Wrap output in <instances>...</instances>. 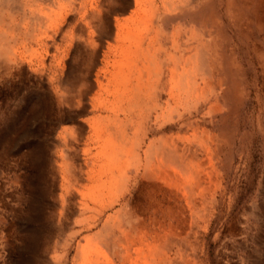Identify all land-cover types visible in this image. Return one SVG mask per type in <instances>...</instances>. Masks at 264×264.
<instances>
[{
	"label": "rangeland",
	"instance_id": "obj_1",
	"mask_svg": "<svg viewBox=\"0 0 264 264\" xmlns=\"http://www.w3.org/2000/svg\"><path fill=\"white\" fill-rule=\"evenodd\" d=\"M0 36V264H121L103 225L158 208L196 225L167 246L168 264H264V0H5ZM161 139L195 156L207 210L142 179Z\"/></svg>",
	"mask_w": 264,
	"mask_h": 264
},
{
	"label": "bare ground",
	"instance_id": "obj_2",
	"mask_svg": "<svg viewBox=\"0 0 264 264\" xmlns=\"http://www.w3.org/2000/svg\"><path fill=\"white\" fill-rule=\"evenodd\" d=\"M4 1L5 0H0V3H2V4H4ZM75 1V0H74ZM201 1V0H200ZM8 2V1H7ZM13 2V1H12ZM16 2H18V1H16ZM61 2V1H60ZM64 2V1H63ZM73 2V1H72ZM78 2V1H77ZM82 2V1H81ZM86 2V1H85ZM195 2V1H194ZM46 3V2H45ZM44 3V4H45ZM62 3V2H61ZM132 2H130V4H131ZM158 3V2H157ZM161 3V2H160ZM32 4H33V2H32ZM47 4V3H46ZM66 4V3H65ZM84 4V3H83ZM162 4V3H161ZM164 4H165V2H164ZM196 4V3H195ZM12 5V4H11ZM135 5V4H134ZM156 5V4H155ZM46 7H47V5H45ZM59 6V5H58ZM61 6V5H60ZM59 6V7H60ZM66 6H67V4H66ZM71 6V5H70ZM85 6V5H84ZM89 6V5H88ZM98 6V5H97ZM132 6V5H131ZM141 6V5H140ZM159 6V5H158ZM169 6V5H168ZM5 7V6H4ZM14 7V6H13ZM26 7V6H25ZM44 7V6H43ZM63 7V6H62ZM69 7V6H68ZM56 8V7H55ZM61 8V7H60ZM101 8V7H100ZM99 8V9H100ZM134 8V7H133ZM157 8V7H156ZM5 8H3V10H4ZM24 9V8H23ZM46 9V8H45ZM49 8H47V10H48ZM65 9H67L66 7H65ZM87 9V8H86ZM103 10H104V7L102 8ZM101 9V10H102ZM32 10V9H31ZM55 10V9H54ZM61 10V9H60ZM103 10H102V13H103ZM105 10H107V8L105 9ZM137 10V9H136ZM160 10V9H159ZM162 10H163V7H162ZM177 10H179L178 8H177ZM6 11V10H5ZM34 11V10H33ZM40 11V10H39ZM62 11V10H61ZM116 11V10H115ZM138 11V10H137ZM176 11V10H175ZM1 12H2V10H1ZM135 12V11H134ZM166 12V11H165ZM168 12V11H167ZM5 13V12H4ZM94 13H95V11H94ZM105 13H106V11H105ZM133 13V12H132ZM160 13V12H159ZM40 14V13H39ZM88 14V13H87ZM104 14V13H103ZM90 15V14H89ZM92 15V14H91ZM96 15V14H95ZM97 15H99L100 16V14H97ZM102 15V14H101ZM105 16H106V14H104ZM103 15V16H104ZM133 15V14H132ZM14 16V15H13ZM30 16H32V15H30ZM35 16V15H34ZM50 16V15H49ZM80 16V15H79ZM5 17H7V14H6V16ZM15 17V16H14ZM38 17V16H37ZM42 17V16H41ZM133 17V16H132ZM20 18V17H19ZM46 19H47V17H45ZM49 18V17H48ZM56 18V17H55ZM87 18V17H86ZM92 18V17H91ZM44 19V18H43ZM89 19V18H88ZM106 19V18H105ZM143 19V18H142ZM3 20V19H2ZM52 20V19H51ZM92 20H95V19H92ZM98 20H100V19H98ZM102 20V19H101ZM118 20V19H117ZM119 20H121V19H119ZM123 20H125V19H123ZM156 20V19H155ZM2 22H4V21H2ZM52 22V21H51ZM72 22V21H71ZM81 22H83V21H81ZM92 22H94V21H92ZM101 22V21H100ZM105 22V21H104ZM115 22V21H114ZM117 22V21H116ZM121 22V21H120ZM6 23V22H5ZM4 23V24H5ZM20 23H21V21H20ZM36 23V22H35ZM86 23V22H85ZM118 23V22H117ZM128 23V22H127ZM130 23V22H129ZM135 23V22H134ZM2 24V23H1ZM17 24V23H16ZM32 24V23H31ZM51 24V23H50ZM45 25V24H44ZM61 25V24H60ZM104 25H106V24H104ZM108 25V24H107ZM118 25V24H117ZM132 25V24H131ZM43 26V25H42ZM74 26V25H73ZM89 26V25H88ZM99 26V25H98ZM201 26V25H200ZM2 27H4V26H2ZM1 27V28H2ZM6 27H7V25H6ZM17 27V26H16ZM75 27V26H74ZM73 27V28H74ZM85 27V26H84ZM93 27V26H92ZM97 26H95L93 29H95ZM103 27V26H102ZM108 27V26H107ZM110 27H112V26H110ZM118 27V26H117ZM131 27V26H130ZM148 27V26H147ZM48 28L49 27H47V30H48ZM99 28V27H98ZM116 28V27H115ZM196 28V27H195ZM16 29V28H15ZM72 29V28H71ZM77 29V28H76ZM87 29V28H86ZM128 28H126V30H127ZM136 29V28H135ZM139 29V28H138ZM137 29V30H138ZM174 29V28H173ZM179 29V28H178ZM199 29V28H198ZM6 30V29H5ZM42 30H45L44 28L42 29ZM41 30V31H42ZM58 30H59V28H58ZM110 30V29H109ZM180 30V29H179ZM186 30H188V28L186 29ZM195 30V29H194ZM16 31V30H15ZM100 31V30H99ZM118 31V30H117ZM140 31V30H139ZM174 31V30H173ZM184 31V30H183ZM198 31V30H197ZM64 32H66V31H64ZM109 32V31H108ZM112 32V31H111ZM168 32V31H167ZM23 33V32H22ZM35 33V32H34ZM45 33V32H44ZM113 33V32H112ZM180 33V32H179ZM182 33V32H181ZM194 33V32H193ZM205 33V32H204ZM2 34V33H1ZM66 34H68V33H66ZM71 34H72V32H71ZM175 34V33H174ZM177 34H178V31H177ZM185 34V33H184ZM190 34V33H189ZM195 34V33H194ZM206 34V33H205ZM75 35V34H74ZM98 35V33H96V36ZM186 35V34H185ZM197 35V34H196ZM209 35V34H208ZM7 36H9V35H7ZM37 36V35H36ZM40 36V35H39ZM68 36V35H67ZM190 36V35H189ZM1 37V36H0ZM5 37V36H4ZM94 37V36H93ZM111 37H114V35L113 36H111ZM186 37H187V35H186ZM191 37V36H190ZM196 37V36H195ZM198 37V36H197ZM212 37V36H211ZM58 38V37H57ZM116 39H117V36L115 37ZM121 38H122V36H121ZM135 38V37H134ZM179 38V37H178ZM193 38V37H192ZM2 39H3V37H2ZM43 39V38H42ZM45 39V38H44ZM55 39V38H54ZM53 39V40H54ZM94 39H95V37H94ZM97 39V38H96ZM113 39V38H112ZM198 39H201V38H198ZM197 39V40H198ZM212 39V38H211ZM1 40V39H0ZM56 40V39H55ZM61 40V39H60ZM80 40V39H79ZM84 40V39H83ZM131 40V39H130ZM175 40V39H174ZM178 40V39H177ZM176 40V41H177ZM59 41V40H58ZM62 41H64V40H62ZM75 41H76V38H75ZM74 41V42H75ZM106 41H107V39H106ZM133 41V40H132ZM136 41V40H135ZM193 41V40H192ZM200 41V40H199ZM41 42V41H40ZM45 42V41H44ZM80 42H81V40H80ZM101 42V41H100ZM187 42H188V40H187ZM186 42V43H187ZM195 42V41H194ZM3 43H4V41H3ZM7 43V42H6ZM61 43V42H60ZM76 43V42H75ZM92 43V42H91ZM114 43V42H113ZM126 43V42H125ZM128 43V42H127ZM169 43V42H168ZM8 44H9V41H8ZM64 44V43H63ZM77 44V43H76ZM96 44H97V42H96ZM101 44H103V43H101ZM192 44V43H191ZM49 45V44H48ZM47 45V46H48ZM75 44H73V46H74ZM105 45V44H104ZM108 45V44H107ZM111 45V44H110ZM207 45V44H206ZM26 46V45H25ZM30 46V45H29ZM59 46V45H58ZM96 46V45H95ZM125 46H126V44H125ZM124 46V47H125ZM180 46V45H179ZM184 46H185V44H184ZM31 47V46H30ZM29 47V48H30ZM39 47V46H38ZM64 47V46H63ZM100 47H102L101 45L99 46V48ZM104 47V46H103ZM112 47V46H111ZM127 47V46H126ZM134 47V46H133ZM193 47V46H192ZM207 47V46H206ZM17 48V47H16ZM19 48V47H18ZM33 48V47H32ZM45 48V47H44ZM47 48V47H46ZM94 48V47H93ZM92 48V49H93ZM96 48V47H95ZM108 48V47H107ZM152 48V47H151ZM186 48V47H185ZM190 48V47H189ZM59 49V48H58ZM91 49V50H92ZM109 49V48H108ZM130 49V48H129ZM195 49V48H194ZM100 50V49H99ZM105 49L103 48V51H104ZM117 50V49H116ZM179 50V49H178ZM183 50V49H182ZM32 51V50H31ZM46 51V50H45ZM50 51V50H49ZM118 51V50H117ZM186 51V50H185ZM192 51V50H191ZM203 51V50H202ZM217 51V50H216ZM12 52V51H11ZM23 52V51H22ZM47 52V51H46ZM76 52V51H75ZM93 52V51H92ZM108 52V51H107ZM106 52V53H107ZM119 52V51H118ZM150 52V51H149ZM204 52V51H203ZM9 53V51L8 50H6V49H4V47L1 45L0 46V59L2 58V57H4L5 58V55L6 54H8ZM21 53V52H20ZM43 53H44V51H43ZM112 53V52H111ZM113 53H114V51H113ZM112 53V54H113ZM134 53H137V52H134ZM181 53H182V51H181ZM33 54H34V52H33ZM100 54V53H99ZM124 54V53H123ZM184 54V53H183ZM189 54V53H188ZM203 54V53H202ZM211 54V53H210ZM17 55V54H16ZM59 55V54H58ZM106 55V54H105ZM118 55V54H117ZM122 55V54H121ZM126 55V54H125ZM130 55V54H129ZM199 55V54H198ZM197 55V56H198ZM205 53L203 54V62H202V64H201V66H202V68H203V70L204 71H206L205 72V74H210L211 72H212V70H213V63H214V58L213 57H211V65L205 60L206 58H204L205 56ZM13 56V55H12ZM41 56H43V55H41ZM51 56V55H50ZM57 56V55H56ZM171 56V55H170ZM170 56H169V58H170ZM173 56V55H172ZM17 57V56H16ZM34 57V56H33ZM46 57V56H45ZM106 57V56H105ZM104 57V58H105ZM114 57V56H113ZM160 57H161V55H160ZM180 57V56H179ZM200 57H202L201 55L199 56V58ZM207 57H208V55H207ZM29 58V57H28ZM102 58V57H101ZM104 58H102V59H104ZM117 58V57H116ZM130 58V57H129ZM177 58V57H176ZM37 59H38V57H37ZM36 59V60H37ZM106 59V58H105ZM124 59V58H123ZM171 59V58H170ZM183 60H184V58H182ZM192 59V58H191ZM197 59V58H196ZM20 60H21V58H20ZM23 60V59H22ZM32 60V59H31ZM38 60H40V58L38 59ZM99 60V59H98ZM110 60V59H109ZM125 60V59H124ZM123 60V61H124ZM181 60V59H180ZM33 61V60H32ZM41 61V60H40ZM100 61V60H99ZM99 61H98V63H99ZM101 61H103V60H101ZM105 61V60H104ZM176 61V60H175ZM177 61H178V59H177ZM190 61V60H189ZM195 61V60H194ZM107 62V61H106ZM110 62V61H109ZM153 62V61H152ZM172 62V61H171ZM179 62V61H178ZM200 62H201V60H200ZM5 63V62H4ZM9 63V62H8ZM12 63V62H11ZM38 63V62H37ZM45 63V62H44ZM55 63V62H54ZM115 62H113V64H114ZM149 63H151V62H149ZM168 63V62H167ZM40 64V63H39ZM42 65H43V63H41ZM52 64V63H51ZM50 64V65H51ZM117 64V63H116ZM143 64V63H142ZM142 64H140V65H142ZM194 64V63H193ZM33 65V64H32ZM38 65V64H37ZM111 64H109V66H110ZM118 65V64H117ZM151 65V64H150ZM169 65V64H168ZM180 65V64H179ZM178 65V66H179ZM184 65V64H183ZM188 65V64H187ZM4 66V65H3ZM10 66V65H9ZM16 66V65H15ZM36 66V65H35ZM45 66V65H44ZM95 66H97V65H94V67ZM100 66V65H99ZM107 66V65H106ZM116 66V65H115ZM2 67V66H1ZM6 67H7V65H6ZM5 67V68H6ZM41 67V66H40ZM51 67V66H50ZM82 67V66H81ZM105 67V66H104ZM117 67V66H116ZM143 67V66H142ZM174 67H175V65H174ZM182 67V66H181ZM195 67V66H194ZM15 68V67H14ZM37 68V67H36ZM141 68V67H140ZM162 68V67H161ZM167 68H170V67H167ZM38 69H39V67H38ZM37 69V70H38ZM45 69V68H44ZM50 69V68H49ZM56 69V68H55ZM95 69H96V67H95ZM104 69V68H103ZM107 69H109V68H107ZM111 69V68H110ZM127 68H125V70H126ZM138 69V68H137ZM145 69H146V67H145ZM144 69V70H145ZM153 69V68H152ZM177 69V68H176ZM180 69V68H179ZM5 70V69H4ZM11 70V69H10ZM93 70H94V68H93ZM120 70V69H119ZM124 70V69H123ZM159 70V69H158ZM157 70V71H158ZM162 70V69H161ZM190 70V69H189ZM194 70V69H193ZM60 71V70H59ZM94 71H96V70H94ZM128 71V70H127ZM136 71V70H135ZM192 71V70H191ZM129 72V71H128ZM139 72H140V70H139ZM163 72V71H162ZM165 72V71H164ZM179 72V71H178ZM182 72V71H181ZM15 73V72H14ZM113 73H115V72H113ZM126 73V72H125ZM132 73V72H131ZM138 73V72H137ZM142 73V72H141ZM169 73V72H168ZM171 73V72H170ZM170 73L168 74V75H170ZM174 73V72H173ZM184 73V72H183ZM188 73V72H187ZM203 73V72H202ZM94 74V73H93ZM97 74H99V73H97ZM118 74V73H117ZM136 74V73H135ZM57 75V74H56ZM151 75V74H150ZM183 75V74H182ZM41 76V75H40ZM103 76V75H102ZM140 76H142V75H140ZM179 76V75H178ZM184 76V75H183ZM190 76V75H189ZM58 77V76H57ZM98 77V76H97ZM109 77V76H108ZM131 77H133V76H131ZM157 77V76H156ZM159 77V76H158ZM169 77V76H168ZM174 77V76H173ZM188 77V76H187ZM194 77V76H193ZM65 78V77H64ZM121 78V77H120ZM119 78V79H120ZM125 78H126V76H125ZM141 78V77H140ZM163 78V77H162ZM175 78V77H174ZM53 79H55V78H53ZM62 79V78H61ZM99 80H101L100 78H98ZM97 79V80H98ZM143 79V78H142ZM173 79V78H172ZM171 79V80H172ZM190 79H191V77H190ZM50 80V79H49ZM150 80V79H149ZM156 80V79H155ZM175 80V79H174ZM178 80H180V79H178ZM56 81V80H55ZM63 81V80H62ZM65 81H67V84L69 83L68 82V80L66 79ZM96 81V80H95ZM102 81V80H101ZM121 81V80H120ZM125 81V80H124ZM154 81V80H153ZM164 81V80H163ZM193 81V80H192ZM181 82V81H180ZM57 83V82H56ZM99 83V82H98ZM101 83V82H100ZM158 83V82H157ZM191 83V82H190ZM189 83V84H190ZM196 83V82H195ZM107 84V83H106ZM166 84V83H165ZM193 84V83H192ZM96 85V84H95ZM117 85V84H116ZM119 85V84H118ZM120 85H121V83H120ZM191 85V84H190ZM196 85V84H195ZM59 86V85H58ZM63 86V85H62ZM83 86V85H82ZM97 86V85H96ZM104 86H106V85H104ZM115 86V85H114ZM193 86V85H192ZM56 87V86H55ZM66 87V86H65ZM69 87V86H68ZM95 87V86H94ZM107 87V86H106ZM156 87V86H155ZM59 88V87H58ZM99 88V87H98ZM164 88V87H163ZM65 89V88H64ZM67 89H69V88H67ZM82 89V88H81ZM97 89V88H96ZM170 89V88H169ZM180 89V88H179ZM201 89V88H200ZM183 90H184V88H183ZM186 90V89H185ZM196 90V89H195ZM68 91V90H67ZM166 91V90H165ZM175 91H177V90H175ZM192 91V90H191ZM105 92V91H104ZM198 92V91H197ZM107 93V92H106ZM175 93V92H174ZM173 93V94H174ZM187 93H188V90H187ZM201 93V92H200ZM63 94V93H62ZM99 94V93H98ZM185 94V93H184ZM189 94H190V92H189ZM193 94V93H192ZM105 95V94H104ZM107 95V94H106ZM105 95V96H106ZM181 95V94H180ZM179 95V96H180ZM113 96V95H112ZM135 96H136V99L138 100V95H136L135 94ZM178 96V95H177ZM199 96V95H198ZM100 97V96H99ZM106 97H108V96H106ZM186 97V96H185ZM184 97V98H185ZM188 97V96H187ZM187 97H186V99H187ZM96 98V97H95ZM178 98V97H177ZM98 99V98H97ZM108 99H109V97H108ZM176 99V98H175ZM180 99V98H179ZM99 100V99H98ZM184 100V99H183ZM192 100V99H191ZM69 101V100H68ZM176 101H178V100H176ZM186 101V100H185ZM175 102V101H174ZM183 103V102H182ZM186 105V104H185ZM116 106V105H115ZM175 106V105H174ZM180 106V105H179ZM220 106V105H219ZM219 106L217 105V103H214L213 104V110H218V108H219ZM112 107V106H111ZM136 107V106H135ZM135 107H131L130 109L131 110H133ZM188 107V106H187ZM191 107V106H190ZM101 109V108H100ZM136 109V108H135ZM97 111V110H96ZM112 111V110H111ZM114 111V110H113ZM116 111V110H115ZM127 113V112H126ZM100 114V113H99ZM110 114V113H109ZM111 115V114H110ZM144 116V115H143ZM121 117H123L122 115H121ZM130 117V116H129ZM151 119V118H150ZM133 120V119H132ZM141 120H143V119H141ZM170 125V124H169ZM169 125H168V127H169ZM176 125V124H175ZM164 126V125H163ZM138 127V126H137ZM145 127V126H144ZM93 128V127H92ZM130 128H131V126H130ZM158 129V128H157ZM161 129V128H160ZM104 130V129H103ZM110 130H112L111 128H110ZM130 130H132V129H130ZM163 130H165V129H163ZM126 131V130H125ZM155 132V131H154ZM95 133V132H94ZM202 133V132H201ZM105 134V133H104ZM125 134V133H124ZM124 134H122L121 132H119L117 135L120 137V139L122 138V140L125 138V135ZM204 134V133H203ZM105 135H107V134H105ZM123 135V136H122ZM160 135V134H159ZM157 136V135H156ZM118 137V138H119ZM184 137V136H183ZM154 138V137H153ZM119 139V140H120ZM175 140V139H174ZM126 141V140H125ZM183 141V140H182ZM99 142V141H98ZM173 142V141H172ZM177 142V141H176ZM179 142V141H178ZM188 142V141H187ZM167 141H166V139H161L158 143H155L149 150L150 151H148V156H147V158H146V164L144 165V167H143V172H142V179H144V180H147V181H149V182H151V183H148V184H152L153 185V183H155V184H157V185H160V184H158L157 182H156V180H159L160 182H161V184L162 185H164V186H167L172 192V194H175V198H176V200H178L177 199V197L179 196L178 195V192H180L182 195V197H183V200L185 201V203H186V205L189 207L188 208V210H190L192 207H195V209H196V203H198V202H196L197 200L199 201V202H202V204H203V210L205 211V210H207L209 207H206L205 205H207L208 206V204H209V206H211V203L212 202H209V200H208V196H207V192H206V189L207 188H203V187H201L200 185V181H198L197 179V173L195 172V171H193L189 166L190 165H192V162H196L197 160H196V158H195V156L194 155H191V154H189L188 155V153H190V152H188L187 154L185 153V150H184V152H182V153H180L179 152V150H178V148H176L175 146H174V144L173 143H171V144H169V143H167ZM102 145V144H101ZM125 145H127V144H125ZM192 145V144H191ZM133 146H134V148H133ZM177 146V145H176ZM185 147V146H184ZM132 148H133V150H134V153H135V151H136V147H135V142L133 143L132 142ZM187 148V147H186ZM100 149V148H99ZM118 149V148H117ZM185 149V148H184ZM106 150V149H105ZM189 150V149H188ZM190 151V150H189ZM111 152V151H110ZM193 152V151H192ZM191 152V153H192ZM99 153V152H98ZM140 155V154H139ZM115 156V155H114ZM111 157V156H110ZM109 157V158H110ZM134 157V156H133ZM95 158V157H94ZM99 158V157H98ZM113 158V157H112ZM101 159V158H100ZM100 159H99V162H100ZM103 159V158H102ZM107 159V158H106ZM124 158H122V160H123ZM113 160V159H112ZM116 160V159H115ZM210 160V159H209ZM114 161V160H113ZM135 161H137V168L136 167H134V166H132V168H131V170H132V173L134 172V171H137L138 170V168L140 167V165L142 166V164L139 162L140 161V158L139 157H137L136 159H135ZM102 162H104V161H102ZM199 162V161H198ZM209 162V161H208ZM108 163V162H107ZM104 164V163H103ZM126 164V163H125ZM124 164V165H125ZM121 165V164H120ZM119 165V166H120ZM202 165V164H201ZM96 166V165H95ZM94 166V167H95ZM168 166H172L173 167V169H175V170H173L172 171V169H171V171L168 169ZM193 166V165H192ZM191 166V167H192ZM203 166V165H202ZM212 166V165H211ZM93 167V168H94ZM194 167H195V165H194ZM95 169V168H94ZM103 169H105V168H103ZM125 169V168H124ZM140 169V168H139ZM201 169V168H200ZM200 169H198V170H200ZM96 170V169H95ZM212 170V169H211ZM210 170V171H211ZM91 171V170H90ZM93 171V170H92ZM209 171V172H210ZM93 172H95V171H93ZM137 172H139V170L137 171ZM216 172V171H215ZM215 172H213V173H215ZM107 173V172H106ZM91 174H95V173H92L91 172ZM202 174V173H201ZM217 175V174H216ZM91 176V175H90ZM108 176V175H107ZM200 176V175H199ZM214 176V175H213ZM205 177V176H204ZM92 178V177H91ZM206 178V177H205ZM210 179V178H209ZM102 180H103V177H102ZM106 180H108V179H106ZM201 180V179H200ZM215 181H216V179H214ZM97 182H99V181H97ZM142 182H144V181H142ZM206 182V181H205ZM214 182V181H213ZM146 183V182H145ZM145 183H144V186H145ZM106 184V183H105ZM136 184V183H135ZM210 185V184H209ZM208 185V186H209ZM127 186V185H126ZM204 186H206V185H204ZM207 186V187H208ZM151 187V186H150ZM159 187V189L161 190L162 188H161V185L160 186H158ZM171 187V188H170ZM210 187V186H209ZM147 188V190L149 189L148 187H146ZM200 188V191L199 192H197L198 191V189ZM89 189V188H88ZM133 189V188H132ZM156 189V188H155ZM83 190V189H82ZM85 190V189H84ZM120 190H121V188H120ZM141 190L142 191H145V193H146V195H147V193H149L147 190H145L144 188H141ZM174 190V191H173ZM180 190V191H179ZM89 191H91V190H89ZM150 191V190H149ZM158 191V190H157ZM161 191H163V190H161ZM215 191V190H214ZM104 192V191H103ZM124 192V191H123ZM151 192H152V190H151ZM165 192V191H164ZM141 193V192H140ZM154 193V192H153ZM170 195H172L170 192H168ZM114 194V193H113ZM127 194V193H126ZM124 195V194H123ZM160 195V194H159ZM169 195V196H170ZM210 195V194H209ZM148 196V195H147ZM167 196V195H166ZM120 197V196H119ZM122 197V196H121ZM156 197H157V195H156ZM181 197V198H182ZM171 198V197H170ZM174 198V197H173ZM180 198V197H179ZM181 198H180V200H181ZM105 199H108V198H105ZM128 199H130V198H128ZM157 199H158V197H157ZM164 199V198H163ZM211 199V198H210ZM103 200V199H102ZM101 200V201H102ZM127 200V199H126ZM149 200V204L151 205V210H153L154 211V213H155V206H152L153 204H155L156 205V203H154V200H155V196L153 195V194H151V196H150V199H148ZM173 200V199H172ZM143 201H145V200H143ZM163 201V200H162ZM161 201V202H162ZM214 201V200H213ZM116 202V201H115ZM160 202V203H161ZM175 202V201H174ZM174 202H173V204H174ZM84 203H86V202H84ZM119 203V202H118ZM144 203V202H143ZM168 203H169V201H168ZM171 203V202H170ZM88 204V203H87ZM86 204V205H87ZM183 204V203H182ZM214 204V203H213ZM80 205V204H79ZM121 205V204H120ZM139 205H141V204H139ZM139 205H137V207L139 206ZM179 205V204H178ZM88 206V205H87ZM90 206V205H89ZM105 206V205H104ZM159 206V205H158ZM180 206V205H179ZM83 207V206H82ZM91 207V206H90ZM115 207V206H114ZM120 207V206H119ZM141 207V206H140ZM155 207V208H154ZM170 207V206H169ZM169 207H166L167 208V210H165V211H169ZM186 207V206H185ZM184 207V208H185ZM89 208V207H88ZM107 208V207H106ZM139 208V207H138ZM181 209V208H180ZM186 209V208H185ZM184 209V210H185ZM89 210V209H88ZM92 210H95V208L94 209H92ZM109 210V209H108ZM138 210V209H137ZM171 210V209H170ZM187 210V209H186ZM187 210V211H188ZM158 213L161 215L160 216V219H156L155 217V215L153 216H151L150 218V220H148L147 222H145L144 220H140V219H138V220H135V221H133L132 219V221H129V223H128V226L127 227H125L123 224L120 226L121 228H119V230L118 231H116L114 228H112V226L108 223V222H106L105 223V225H103V227H102V229H101V231L99 232V233H103V234H106V235H108L107 236V240H108V242L110 243V244H112V249H113V256L115 255V257L116 258H118L119 260H120V263L121 264H168V261H169V258H168V256H167V246L169 245L170 246V244L171 243H173V239H178L179 240V238H178V236H179V232H182V231H184V230H186V229H188L189 231L193 228H196V225H195V223L193 224H191V223H189V226H187L186 224L187 223H184L180 218H179V220H177L175 223H173V222H171L172 220H169L170 218H164V217H162V214L164 213L163 212V209L162 208H158ZM197 211H198V209H197ZM196 211V212H197ZM149 213H150V211H148ZM157 212V211H156ZM172 212V211H171ZM196 212H192V214L190 215V216H192L193 217V219H194V217H196ZM199 212V211H198ZM80 213V212H79ZM91 213V212H90ZM109 213H110V211H109ZM181 213V212H180ZM189 213V212H188ZM93 214H96V213H93ZM135 214V213H134ZM148 214V213H147ZM85 215V214H84ZM120 215V214H119ZM132 215V214H131ZM184 215H186V214H184ZM189 216V215H188ZM88 217H90V215L88 216ZM121 217H123L124 218V220H125V222L127 221L126 219V217H124V215H122V213H121ZM130 217V216H129ZM128 217V218H129ZM137 217V216H136ZM183 217V216H182ZM86 218V217H85ZM94 218H96V216L94 217ZM139 218V217H138ZM189 218V217H188ZM191 218V217H190ZM90 219H92V218H90ZM119 219V218H118ZM145 219V218H144ZM88 220H89V218H88ZM93 220V219H92ZM103 220V219H102ZM123 220V219H122ZM128 220H130V219H128ZM94 221V220H93ZM121 221V220H120ZM123 222V221H122ZM101 224V223H100ZM125 224V223H124ZM99 225V224H98ZM86 226V225H85ZM100 228V227H99ZM85 229H87V228H85ZM192 229V230H193ZM78 230V229H77ZM77 232V231H76ZM191 232V231H190ZM88 233V232H87ZM73 234V233H72ZM75 234V233H74ZM74 234H73V236H74ZM184 236V235H183ZM186 236V235H185ZM72 237V236H71ZM75 237V236H74ZM176 237V238H175ZM73 238V237H72ZM71 238V239H72ZM69 239V238H68ZM67 239V240H68ZM79 242V241H78ZM81 242V241H80ZM182 242V241H181ZM68 243V242H67ZM175 243V242H174ZM177 243V242H176ZM176 243H175V245H176ZM178 244H179V242H178ZM98 247V246H97ZM105 247V246H104ZM171 248V247H170ZM177 249H178V247H177ZM181 249V248H180ZM179 249V250H180ZM169 251V250H168ZM107 252V251H106ZM109 252V251H108ZM90 253V252H89ZM112 253V252H111ZM192 253V252H191ZM96 256V255H95ZM111 256V255H110ZM112 257V256H111ZM114 258V257H113ZM174 258V257H173ZM56 259V258H55ZM54 259V260H55ZM80 259V258H79ZM171 261V260H170ZM94 262V261H93Z\"/></svg>",
	"mask_w": 264,
	"mask_h": 264
}]
</instances>
